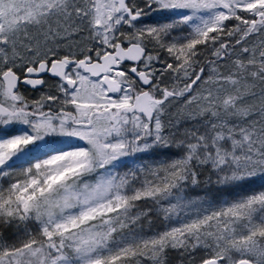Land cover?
I'll list each match as a JSON object with an SVG mask.
<instances>
[{
  "label": "snow or ice",
  "instance_id": "6c2138e0",
  "mask_svg": "<svg viewBox=\"0 0 264 264\" xmlns=\"http://www.w3.org/2000/svg\"><path fill=\"white\" fill-rule=\"evenodd\" d=\"M0 264H264V0H0Z\"/></svg>",
  "mask_w": 264,
  "mask_h": 264
}]
</instances>
